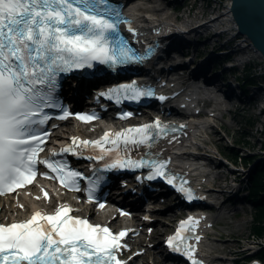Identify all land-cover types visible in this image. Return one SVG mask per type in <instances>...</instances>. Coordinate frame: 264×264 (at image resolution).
Here are the masks:
<instances>
[{"label":"snow or ice","instance_id":"obj_1","mask_svg":"<svg viewBox=\"0 0 264 264\" xmlns=\"http://www.w3.org/2000/svg\"><path fill=\"white\" fill-rule=\"evenodd\" d=\"M122 23L130 32L137 33L113 0H0V192L30 183L40 162L51 169L62 184L79 187L76 178L83 176L82 172L49 157L41 161L38 156L43 150V139L47 138L43 126L53 115L46 109L60 108L62 118L73 115L59 95L62 73L94 68L97 62L115 70L129 62L144 61V55L121 34ZM151 49L150 44L148 52ZM101 95L119 103L125 97L139 100L155 93L132 80L109 88ZM159 99L165 97L160 95ZM74 114L82 120L95 118L81 112ZM169 127L157 118L114 133L105 131L103 137L96 140L77 141L73 137L74 143L59 152L82 155L76 143L82 148L91 145L95 160L100 161L94 168L115 170L147 164L148 179L161 177L171 185L174 177L167 169L168 160L151 156L134 159L130 155L132 147L142 145L150 149L153 139L166 136ZM52 152L55 155L57 150ZM43 174L50 175L47 171ZM101 179L102 175L95 180L88 178L89 200L95 198L94 189L99 187ZM177 187L188 200L193 199L190 187L182 184ZM44 195L48 196V192ZM104 203L106 201L101 202L100 207ZM72 211L70 205H61L54 213L36 211L30 218L0 223V264H124L117 250L128 229L114 233L107 225L71 215ZM194 220L189 216L181 221V227L165 242L190 264H204L196 256V243H189L200 239L199 235H194Z\"/></svg>","mask_w":264,"mask_h":264},{"label":"rangeland","instance_id":"obj_2","mask_svg":"<svg viewBox=\"0 0 264 264\" xmlns=\"http://www.w3.org/2000/svg\"><path fill=\"white\" fill-rule=\"evenodd\" d=\"M178 4L182 8L178 13L181 20H195L194 22H204V24L208 25L205 30L200 29L199 31L201 32L198 33L195 31L192 36V39H197L196 47L201 52L220 53L223 56L231 57L233 70L238 78L243 74L245 63L249 65L250 73L260 75L257 67L258 58L248 52L244 46L238 49L239 47L233 44L241 41L237 35L231 33L230 24L222 20V18H219L216 23L209 22L208 17L211 19V17L215 16L214 13L223 4L222 0H182ZM167 8L168 10L166 9L161 15L162 17H165L163 14L170 15L171 18L175 14L170 11L169 5ZM217 26L220 27L216 31ZM241 50L247 53L244 58L239 57ZM262 84V78H258L252 84L246 85L250 99L247 100V106L242 108L241 111H232L230 113L213 110L217 113L216 117L210 118L209 121H211L212 126L205 129L204 132V136L208 138L207 146L200 144L196 150L200 152L207 150V147L213 150L217 148L223 156L236 162L237 166L241 167V169L238 167L233 173L229 172L226 168L227 166H220L219 172L215 173L216 177H211L214 188L225 187L221 185L230 180L232 175L230 173H233L235 178L242 179L245 173L250 170V166H253L252 163L257 158L264 156V93L259 89ZM227 147L235 148L237 154L245 156L247 161L230 157ZM241 206V208H236V210L232 207H226V210L224 208L223 212L216 217L214 228H211L208 232L210 236L208 239L211 241L210 252L224 257V259L216 261V264H233L231 256H240V261H242L257 253V251L260 253L261 247L264 246V235L258 236L253 229L257 212L255 207L247 199ZM161 215L160 218L162 220L153 228L160 226L170 231L172 229L170 221L173 213ZM144 238L146 243L152 242L154 244H158L162 239L161 234L160 236L152 237L151 232ZM159 250V247L149 250L145 257H139L134 264H168L161 260Z\"/></svg>","mask_w":264,"mask_h":264},{"label":"bare ground","instance_id":"obj_3","mask_svg":"<svg viewBox=\"0 0 264 264\" xmlns=\"http://www.w3.org/2000/svg\"><path fill=\"white\" fill-rule=\"evenodd\" d=\"M161 9H162V6L160 5V6L149 7V9H147V10L150 11L151 14L157 16L158 13L165 11V10H161ZM221 9L222 8H219L218 10H216V12L214 13L215 16L211 17V19L208 17L209 22L216 23V21L219 20V18L220 19L222 18V20L226 21L227 14H223ZM166 16H168V15H166ZM175 18H176L175 16H172L170 18V15L168 17H165L164 19L166 20L165 21L166 23L165 22L162 23L161 27H165V29L172 27V30H170L171 32L172 31L173 32L179 31L181 34L180 37L189 38L188 37L189 32L187 31L190 29L187 26L188 25L187 23L189 22V20H184V19L183 20H176V22L174 23L173 21H175L174 20ZM164 19L159 18V20H164ZM154 20H151V21H154ZM226 22H229V21H226ZM152 23H154V22H152ZM169 24H170V26H169ZM196 27L197 28H195L194 33H195V31H196V33L201 32V31H199L200 29L205 30L206 27H208V25L201 22V24L196 25ZM219 27L220 26H217L216 31L219 29ZM183 28L187 29V30H185L183 32V30H184ZM174 42H176V40H174ZM233 44L238 46L239 47V48L237 47L238 49H240V47L242 46L241 42L240 43L234 42ZM244 48H246V47L244 46ZM243 50L240 51V55H239L240 58H244L247 54ZM168 55L170 56V54H168ZM212 81L214 83V80H212ZM224 84H225V82H223V85ZM227 85H228V83H227ZM224 104L229 105L226 103H224ZM215 117L216 116L214 115L213 112H210L207 110H201L198 113V116H192L191 118H189L188 122L186 123V126H188V127L186 128L185 133L182 134V136H177V138L174 140V143L177 145V148H180V150H178V152H185L187 154V157H184L183 153L175 152V149L170 150L171 153L175 154V157L177 159L176 161L173 160V162L177 164L176 165L177 168L178 169L181 168V170H188V171L192 170V175L194 176V179L197 177L198 179H196V181L199 184H201L200 188L201 189L203 188L204 190H207V191H208V189H210L209 186H212V187L214 186V184L212 183L213 181L211 180V177L212 176L216 177V174L214 173V171L209 169L210 165H207V163H210V161L214 160V158H212L213 157L212 154H208L206 156H200L201 158H204L205 160H201L199 162L198 160L191 159L194 156L191 154H194V153L196 155L200 154L199 151L196 150V148H198L197 146H199L200 144L205 145V147L207 146L208 138L206 136H204V132H205V129H208L212 126L211 121H209L210 118L213 119ZM104 121H106V120H104ZM71 130H70V132H76V133L84 131L80 127H75ZM65 137H66V134H62V132L57 133V139L58 140H64ZM211 149L212 148L207 147L206 151L210 152ZM187 151H188V153H187ZM196 159H198V158H196ZM214 162H215V160H214ZM202 178H204V179H202ZM198 180H200V181H198ZM36 196H41V194L38 193V189H36V194H34L33 196H30V197L25 196V198H23L21 195H14V197H7L6 199H3V201L0 202V207H1V212H2L3 218L13 219V220H15V218H17V219L18 218H26V216L29 214V211L31 212L32 211L31 209H35L37 207V206L33 207L34 204H36V203H38L37 205L41 206L42 208H45L47 200L42 198V196L39 200L34 199V198H36ZM54 198H55V200H57L56 197H54ZM65 199H68V198H65ZM224 201H225L224 202L225 207H229V205L227 204L228 201H226V200H224ZM219 204H221V202H218V205ZM21 206H26V209H24V208L21 209L20 208ZM215 209H217V207H215ZM225 210H226V208H225ZM175 212H176V210H171L169 213H175ZM110 215L112 216L113 214H110ZM211 219L212 220L216 219V216H214V218L206 217L203 219V226H202V229L200 231L203 234H205L206 236H207V234L205 232L210 230V224H212ZM140 220H142V219L137 218V222L135 224L136 226L140 225L142 223L145 224L144 222L140 223ZM123 221H128V224L131 223V222H129L130 221L129 217H126L125 219H123ZM159 222H160V220H155L156 225H158ZM214 226H215V224L213 225V228H214ZM163 230H166V228L160 227V226L157 227L154 231L153 237H156L157 235H159V233L162 232ZM209 237L210 236H208V237L204 236V238L202 240L200 239L199 241L196 242V245L198 247L197 251H198L199 255L202 258H204V260H205L204 264H212V263H215L216 261H218V259H219V257L214 256L210 252L211 241H210V239H208ZM144 247L149 249V246L144 245V243H143L142 248H144ZM151 248H154V246ZM230 258L235 259L236 257L231 256Z\"/></svg>","mask_w":264,"mask_h":264},{"label":"water","instance_id":"obj_4","mask_svg":"<svg viewBox=\"0 0 264 264\" xmlns=\"http://www.w3.org/2000/svg\"><path fill=\"white\" fill-rule=\"evenodd\" d=\"M221 10L227 14L231 33L240 38L242 46L258 58L257 67L264 93V0H222Z\"/></svg>","mask_w":264,"mask_h":264},{"label":"trees","instance_id":"obj_5","mask_svg":"<svg viewBox=\"0 0 264 264\" xmlns=\"http://www.w3.org/2000/svg\"><path fill=\"white\" fill-rule=\"evenodd\" d=\"M249 65L244 64L243 67V74L239 79L241 80L242 86L249 85L254 82L255 79L260 78V75L255 73L252 74L251 69L249 70ZM229 150L230 157L234 158H241L244 161H247L246 157L239 156L235 150V148L227 147ZM234 150V151H233ZM252 167L250 168L248 175H247V186L249 189L248 198L254 200L256 204L254 205L256 209V221L254 222V233L258 236H263V229H264V156L261 158H257L256 161L252 163ZM259 218V219H258ZM258 219V221H257ZM259 256L264 258V246L261 247Z\"/></svg>","mask_w":264,"mask_h":264}]
</instances>
